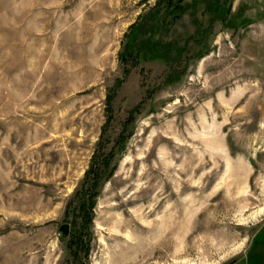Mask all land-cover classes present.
Masks as SVG:
<instances>
[{"label":"rangeland","instance_id":"obj_1","mask_svg":"<svg viewBox=\"0 0 264 264\" xmlns=\"http://www.w3.org/2000/svg\"><path fill=\"white\" fill-rule=\"evenodd\" d=\"M217 1L0 0V264H264V0ZM158 4L180 64L125 60Z\"/></svg>","mask_w":264,"mask_h":264},{"label":"trees","instance_id":"obj_2","mask_svg":"<svg viewBox=\"0 0 264 264\" xmlns=\"http://www.w3.org/2000/svg\"><path fill=\"white\" fill-rule=\"evenodd\" d=\"M167 6L170 8L171 12L168 13L169 16H171L173 21H176L178 19H180L182 17V15L185 13V5L183 7L181 6V2L180 0H167ZM217 1V0H216ZM160 2H162V0H160ZM159 2V4H160ZM218 3V1L215 3V5ZM158 4L157 7L153 8V12H155V15H153L154 20L152 21L151 24H146L143 23L144 28H143V34H146L145 36H147L148 40H146L147 45L151 46L149 50H146V52H142L141 49H143L144 47H141L142 45L140 44V40L133 42L131 49L132 51L130 52H125L123 54V57L125 60H127V58L130 56L132 57V60H134L135 62H141V61H146L148 60V57L150 58H159L163 55V58H167V59H162V60H167L171 57V56H176L174 59H170L173 60L172 62H170V64L172 63H178L180 64L181 62V55H182V50H180V47L177 48L178 52H175L174 54V49H176L175 45L173 44H166V45H161L158 41L154 40L153 37H155V35L157 34V32H159L161 30L162 27H164V21L167 17H161V15H159V11H160V5ZM162 4V3H161ZM158 14V16H157ZM146 24V25H145ZM137 24H135L136 26ZM169 25V23H167V26ZM134 26V27H135ZM144 36V37H145ZM135 40V39H134ZM156 41V43L154 42ZM166 48V49H162ZM145 50V49H144ZM140 52V53H139ZM128 53V55H127ZM177 59V60H176ZM179 69V68H178ZM177 69V70H178ZM179 71L182 72V69H179ZM171 74L168 76V79L170 78H176V75L174 72H170ZM174 74V75H173ZM173 81V80H172ZM169 82V81H166ZM125 131H122V136H124ZM117 146V145H116ZM115 150H117V148H115ZM112 150V151H115ZM109 157V156H108ZM107 156H105V158H101L100 160H95L94 165L92 167V171L94 174V178L99 177L102 172L104 171V169L107 167ZM99 162H102V164H100ZM96 185V183L94 184V186ZM90 201H86V203H84V212H87V208H89ZM85 231V229L83 230V232Z\"/></svg>","mask_w":264,"mask_h":264},{"label":"water","instance_id":"obj_3","mask_svg":"<svg viewBox=\"0 0 264 264\" xmlns=\"http://www.w3.org/2000/svg\"><path fill=\"white\" fill-rule=\"evenodd\" d=\"M59 229L62 232V234L64 236H66L68 234V231H69V226H68V224H62Z\"/></svg>","mask_w":264,"mask_h":264}]
</instances>
